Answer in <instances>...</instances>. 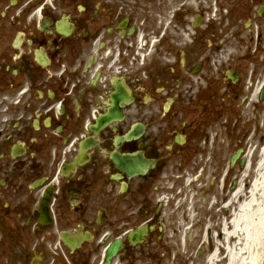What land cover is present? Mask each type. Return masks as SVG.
<instances>
[{"label": "flooded vegetation", "instance_id": "1", "mask_svg": "<svg viewBox=\"0 0 264 264\" xmlns=\"http://www.w3.org/2000/svg\"><path fill=\"white\" fill-rule=\"evenodd\" d=\"M263 112L264 0H0V264H207Z\"/></svg>", "mask_w": 264, "mask_h": 264}, {"label": "bare ground", "instance_id": "2", "mask_svg": "<svg viewBox=\"0 0 264 264\" xmlns=\"http://www.w3.org/2000/svg\"><path fill=\"white\" fill-rule=\"evenodd\" d=\"M232 207L235 211L223 223L224 244H216L207 264H264V146L250 155L246 178L224 204L227 210Z\"/></svg>", "mask_w": 264, "mask_h": 264}, {"label": "rangeland", "instance_id": "3", "mask_svg": "<svg viewBox=\"0 0 264 264\" xmlns=\"http://www.w3.org/2000/svg\"><path fill=\"white\" fill-rule=\"evenodd\" d=\"M261 117L264 118V112L262 113ZM262 122H263V121H262V119H261L260 124H261ZM258 126H259V124H258ZM260 132H261V131L258 130V132H257L256 135L254 136V138L251 139L252 144H253L254 142L257 143V139H258V136H259ZM235 173H236V176H238L239 173H238V168H237V167L235 168ZM238 179H239V178H238Z\"/></svg>", "mask_w": 264, "mask_h": 264}]
</instances>
